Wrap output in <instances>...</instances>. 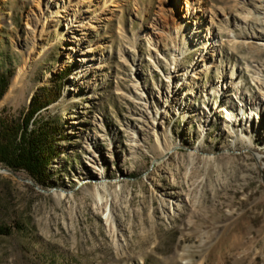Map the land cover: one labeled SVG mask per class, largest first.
<instances>
[{"label":"rangeland","instance_id":"374dc122","mask_svg":"<svg viewBox=\"0 0 264 264\" xmlns=\"http://www.w3.org/2000/svg\"><path fill=\"white\" fill-rule=\"evenodd\" d=\"M162 1L113 0L103 12L105 0H0V70L14 73L9 89L32 61L25 101L2 105L3 98L0 123L21 119L44 86L67 74L61 99L37 116L63 123L51 184L0 172V264H264V44L234 48L236 33L224 32L213 67L190 80L177 105L175 48L141 32L157 18L184 19L186 0L176 10L170 0L168 16ZM255 5L238 11L235 0H206L214 19ZM87 9L97 18L82 32L71 19ZM79 45L96 60L73 59ZM197 57L187 52L182 73L200 70ZM233 71L242 85L227 97L245 94L231 110L215 91ZM158 113L168 143H179L171 156L155 136ZM104 173L115 226L95 196Z\"/></svg>","mask_w":264,"mask_h":264},{"label":"bare ground","instance_id":"6f19581e","mask_svg":"<svg viewBox=\"0 0 264 264\" xmlns=\"http://www.w3.org/2000/svg\"><path fill=\"white\" fill-rule=\"evenodd\" d=\"M113 0H105V2L102 3L104 5V10L108 7L113 6V3H111ZM240 1V2H239ZM170 2V0H163L161 5V15L162 16H168L169 9L174 10L173 6H180L182 4V0H176L173 3H170V8L168 9L167 4ZM236 7L238 11L243 9L248 3H250V0H235ZM258 5H255L254 8L248 7L245 11L242 13L239 12L238 15L235 12L228 13L223 15V18L214 19L208 8L206 7V0H186L185 4L187 5L185 9L186 15L183 16L184 19H178V16H176L175 20L173 21H165L164 20L157 21L153 24V26L149 27L148 31H141L142 34L145 36V38L150 39L151 34L157 36L159 39H169L174 46L175 50V57H174V71L175 74L172 78H180L179 84L177 86H173L171 88V96L173 97V101H175V104L180 103V91L187 86L190 83V80L199 78V73H203L208 68L213 67V63L216 60V56L221 53L223 46H224V40H223V33L228 32L230 33V36L236 33V35H233L234 38H231L230 44L234 46V48L238 47L239 45H252V44H264V0H257ZM76 6V5H75ZM91 7L89 6V9ZM193 9V10H192ZM89 10H81L79 17L76 15L74 19H71L72 26H77L78 29H80L82 32L86 30V27H89L91 29L94 28V23L97 18V14H94L92 17H89ZM160 20V19H159ZM255 20L256 25H251L249 21ZM78 23V25H75ZM260 25V27H259ZM220 27V28H219ZM205 29V39L201 40L200 32ZM221 29V30H220ZM241 29L240 33H237V30ZM85 34V33H84ZM158 35H160L158 37ZM87 36V35H86ZM157 41V40H155ZM154 45V44H153ZM84 46L79 45L76 53L77 56L73 55L72 58H76L77 60H81L83 62H90L95 61V57L92 53V50H86L83 51ZM193 50L197 52V60L198 62L196 64H199L200 70L194 71L193 73H182V66L183 61L186 57V54L188 51ZM201 50V52H200ZM78 57H81L80 59ZM32 61L28 60L24 65L18 68L17 74L13 79V83L11 85V88L6 93L4 100L2 101V105H20L25 100L23 99V90L26 83V79L29 73V70L31 69V63ZM93 63V62H92ZM210 65L208 66V64ZM83 64H81V67ZM204 67V68H203ZM240 75L233 71L231 74H229L228 78L225 80V82L222 83V85H219L218 89H216V93L218 96L222 95L227 98L226 105L228 108L235 109V102H241L244 100L243 96L245 93H239V95L233 99H229L227 97V93L229 90H240L242 85V80L239 78ZM171 78V80H172ZM186 80L185 82H183ZM222 86V88H221ZM235 99V101H234ZM30 100V98H29ZM28 100V101H29ZM218 102V101H217ZM184 104V103H182ZM191 107L196 109V106ZM222 104L216 105V108H218V111L221 110ZM243 106V105H242ZM205 108V107H204ZM252 109V108H251ZM248 110H250V107H248ZM254 110V108H253ZM163 114V113H162ZM245 114V111H244ZM254 113H250L246 116L248 120H250V115ZM240 115V112L238 113ZM217 117H225L226 115L223 113H218ZM237 117V115H235ZM162 115L158 113L154 118V132L155 136L157 138V142L161 149L163 150L164 156H171L173 154V150L179 146V143L169 144L167 135L162 131V125L163 119ZM229 120V119H227ZM235 121V120H234ZM233 124H242L241 122L235 121ZM206 131V130H205ZM203 151V146L200 145L198 148L194 149V152H192L193 156H196L198 153ZM258 158H260V155H258ZM93 166V165H92ZM104 178H100L98 181V185L95 190V196L97 199V205L99 206V210L102 211L103 215L106 218V222L110 226H115V218L113 216V203L110 202V200L106 199L105 193L102 192L103 190H106V188L109 187L108 177L104 173ZM56 195L59 196V198L66 197V192H56Z\"/></svg>","mask_w":264,"mask_h":264},{"label":"trees","instance_id":"16d2710c","mask_svg":"<svg viewBox=\"0 0 264 264\" xmlns=\"http://www.w3.org/2000/svg\"><path fill=\"white\" fill-rule=\"evenodd\" d=\"M13 75L0 70V101L6 95ZM66 75L60 74L52 86H44L41 93L34 96L30 111L21 119H4L0 123V165L25 172L43 186H49L53 181L51 165L61 153L57 136L63 132V123L61 118L47 121L38 120L37 116L61 99Z\"/></svg>","mask_w":264,"mask_h":264},{"label":"water","instance_id":"95a60500","mask_svg":"<svg viewBox=\"0 0 264 264\" xmlns=\"http://www.w3.org/2000/svg\"><path fill=\"white\" fill-rule=\"evenodd\" d=\"M0 172H6V173H14L15 171L9 167H5L0 165ZM31 184H33L34 186H36L37 188L41 189L34 180H30Z\"/></svg>","mask_w":264,"mask_h":264}]
</instances>
